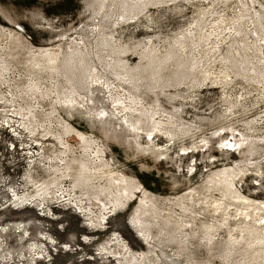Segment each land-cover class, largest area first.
<instances>
[{
    "label": "rangeland",
    "instance_id": "374dc122",
    "mask_svg": "<svg viewBox=\"0 0 264 264\" xmlns=\"http://www.w3.org/2000/svg\"><path fill=\"white\" fill-rule=\"evenodd\" d=\"M84 138L151 195L150 246L142 194L102 229L68 196L38 209L33 183L72 190ZM115 237L144 261L101 253ZM0 264H264V0H0Z\"/></svg>",
    "mask_w": 264,
    "mask_h": 264
},
{
    "label": "bare ground",
    "instance_id": "6f19581e",
    "mask_svg": "<svg viewBox=\"0 0 264 264\" xmlns=\"http://www.w3.org/2000/svg\"><path fill=\"white\" fill-rule=\"evenodd\" d=\"M140 1V0H139ZM166 1V0H165ZM171 1V0H170ZM173 1V0H172ZM104 2V1H103ZM106 2V1H105ZM146 2V1H145ZM197 2V1H196ZM217 2V1H216ZM101 4V3H100ZM105 4V3H104ZM161 4V3H160ZM172 4V2H171ZM110 5V4H109ZM159 5V4H158ZM138 6V5H137ZM118 7V6H117ZM262 7V6H261ZM100 10V9H99ZM143 10V9H142ZM111 11V9H110ZM118 12V11H117ZM141 13V12H140ZM97 15V14H96ZM109 15V14H108ZM258 16V15H257ZM117 18V17H116ZM131 18V17H130ZM261 18V17H260ZM108 19V18H107ZM105 20V19H104ZM108 21V20H107ZM127 21V20H126ZM221 21V20H220ZM251 21V20H250ZM112 22V21H111ZM243 22V21H242ZM97 23V22H96ZM214 24V23H213ZM100 25V24H99ZM247 25V24H246ZM242 26V25H241ZM105 28V27H104ZM195 28H197L195 26ZM100 29V28H99ZM202 30V29H201ZM234 31V30H233ZM105 32V31H104ZM200 32V31H199ZM224 33V32H223ZM233 33V32H232ZM235 33V32H234ZM242 34V33H240ZM82 37V35H81ZM88 38V37H87ZM86 38V39H87ZM219 40V39H218ZM225 40V39H224ZM241 41V40H240ZM213 43V42H212ZM94 44V43H93ZM243 44V43H242ZM255 44V43H254ZM232 45V44H231ZM96 46V45H95ZM221 46V45H220ZM261 46V45H260ZM149 47V46H148ZM207 47V46H206ZM102 48V46H101ZM104 48V47H103ZM200 48V47H199ZM152 49V48H151ZM57 50L59 52H61V46L60 48H57ZM94 50V49H93ZM54 52L55 49H49V50H43V49H40L39 52L41 54V56H45V55H48V56H52V64L54 65V68L56 67L57 63H58V55L54 54V53H51V52ZM57 51V52H58ZM95 51V50H94ZM116 51V50H115ZM146 51V50H145ZM70 52V51H69ZM82 52V51H80ZM79 52V53H80ZM105 52V51H104ZM180 53V52H179ZM261 53V52H260ZM106 54V52H105ZM82 55V54H81ZM104 55V54H102ZM60 56H61V53H60ZM98 56V55H97ZM71 57V56H70ZM101 57V56H99ZM146 57V56H145ZM108 58V57H107ZM114 58V57H113ZM176 58V57H175ZM234 58V57H233ZM70 59V58H69ZM235 59V58H234ZM71 61V60H70ZM204 61V60H203ZM122 62V61H121ZM69 63V62H68ZM159 63V62H158ZM154 64V63H153ZM103 65V64H102ZM111 66V65H110ZM151 66V65H150ZM178 68V67H177ZM57 70V69H56ZM95 70V69H94ZM103 70V69H102ZM136 70V69H135ZM105 72V71H104ZM103 72V73H104ZM194 72V71H193ZM87 73V72H86ZM108 73V72H107ZM115 73V72H114ZM120 74V73H119ZM182 74V73H181ZM118 75V74H117ZM60 76V75H59ZM101 76V75H100ZM61 77V76H60ZM133 77V76H132ZM119 79V78H118ZM65 80V79H64ZM98 80V79H97ZM163 80V79H162ZM111 81V80H110ZM126 81V80H125ZM102 82V81H101ZM73 83V82H72ZM111 83V82H110ZM71 84V83H70ZM186 84V83H185ZM106 85V84H105ZM122 85V84H121ZM124 85V84H123ZM69 86V85H68ZM39 87V86H38ZM72 87V86H71ZM86 87V86H85ZM89 87V86H88ZM102 87V86H101ZM146 89V88H145ZM72 90V89H71ZM122 90V89H121ZM133 90V89H132ZM178 90V89H177ZM53 91V90H52ZM115 91V90H114ZM124 91V90H123ZM107 92V91H106ZM69 94V92H68ZM89 95V94H88ZM124 96V95H123ZM108 97H110L108 95ZM91 98V96H90ZM119 98V97H118ZM71 99V98H70ZM75 100V99H74ZM69 101H72L69 100ZM119 101V100H118ZM75 103V101H73ZM123 102V101H122ZM71 103V102H70ZM70 103L68 105H70ZM80 103V102H79ZM129 103V102H128ZM143 103V102H142ZM73 104V103H72ZM76 104V103H75ZM73 104V105H75ZM119 104V103H118ZM145 104V103H144ZM73 105H70V106H73ZM124 107V106H123ZM122 107V108H123ZM130 109V108H129ZM128 109V110H129ZM21 110V109H20ZM139 111V110H138ZM145 111V110H144ZM19 112V111H18ZM122 112V111H121ZM151 112V111H150ZM131 113V112H130ZM101 114H104L105 115V112L103 110V112ZM150 114V113H149ZM103 115V116H104ZM154 115V114H153ZM152 115V116H153ZM101 117V115H99ZM112 116H115V115H112ZM155 116V115H154ZM105 117H108L105 116ZM104 117V118H105ZM110 117V116H109ZM103 118V119H104ZM23 119V118H22ZM106 119V118H105ZM108 119V118H107ZM111 119V118H110ZM152 119V118H151ZM116 120V119H115ZM129 120V119H128ZM153 120V119H152ZM125 123L127 124V128H131L132 131H139L142 130L141 128H135L133 127V123L129 125V122L126 121V119L124 120ZM60 124V123H59ZM168 124V123H167ZM146 127V126H145ZM70 128V127H69ZM126 128V129H127ZM54 130V129H53ZM69 130V129H67ZM70 131V130H69ZM73 131V130H71ZM143 131V130H142ZM116 132V131H115ZM150 132V131H149ZM148 133V132H147ZM166 135V134H165ZM147 136L149 138H151L153 136V132L151 133H148ZM167 136V135H166ZM170 137V136H169ZM84 143L86 144V149H87V155L84 159V161L82 163H80V167H81V172L79 174V176L77 177V179H75L73 181V188L72 190H64L63 187H61V184H55V188L56 190H52L50 189V185H47L44 184V185H41V186H38V183H33L34 186H36V189H38V193H41L40 196L43 197V199L41 200V204H38L37 207L38 209L43 212L42 215H45L48 213L49 215L52 214L51 211H50V208L49 207H46L45 203L48 202V196L50 194H54V197H66L68 196L70 199H71V203H73V205L77 206V208H79V211L81 212V214H83L84 216H89V217H94L97 219V222H93L91 219H89V226H92V227H99V229H102L103 226L105 225L106 223V217H104L107 213H115L116 211H119V210H122V209H125L127 208V206L129 205V203H131L136 197H137V194H142V199H140V205L138 207V211L135 212V216L133 214V220L131 221V224L136 227L138 229V232L139 234L141 235V237L143 238L144 242L150 246L151 244V241H153V238L151 236V233H149V231L146 232V229H147V226L145 224V222L143 221L142 217H145V215L149 214L151 212V207L153 206L152 205V197L151 195H149L148 192H146V190L143 189V187L140 185V183H138L137 181L135 180H132V179H127L125 177H123L122 175L120 174H117V176L119 177L118 179H114V176L111 175L110 171H109V167L110 165H108V163L103 160V158H101L103 156L102 154V151H100V148L98 143L97 142H93V141H90V140H86L84 138ZM137 147L139 149H141V151H144L146 150L147 152H151V148H148L149 146H147V148H144L141 146V143H137L135 141ZM244 143V142H243ZM228 146H229V150L232 149L231 147H235L236 144H231L228 142ZM97 148V150H95ZM94 153V156L91 155V153ZM96 154V155H95ZM64 156V155H63ZM105 156V155H104ZM98 161V163H102V165L104 166V168H106V171L104 172V176L107 177V184L103 187V186H97L95 187V179L93 177V173H92V169H95V163ZM82 164V165H81ZM64 168L63 167H60L58 169V172L60 173L61 175V178H64L66 177V179H69L70 178V170H71V167H69V165H65L64 164ZM97 167V166H96ZM101 167V166H100ZM53 170V168H52ZM68 173V174H67ZM228 174V173H227ZM102 177V176H101ZM32 179V177H31ZM53 181V180H52ZM61 181V180H59ZM32 182V181H31ZM99 182V181H98ZM55 183V182H54ZM229 184V182L227 183ZM32 185V184H31ZM60 185V186H59ZM101 185V184H100ZM231 185V183L229 184ZM228 185V186H229ZM89 186H92L93 188H95V193L93 194V198L89 197V193H82L79 197H75L76 195L74 194L75 193V190L78 188H83L82 190H85L87 187ZM60 194V195H59ZM92 195V194H90ZM101 196H105V200L106 201H103L101 199ZM21 198V197H18V199ZM23 198V197H22ZM25 199V198H24ZM24 199H21L19 201L22 202V200ZM54 202V200H53ZM37 203V202H35ZM98 203V204H97ZM69 204V203H68ZM94 204H97L99 205V208L100 209H103V213L101 215H95V212L92 210V206H94ZM152 205V206H151ZM155 211H157V208L155 209ZM79 212V213H80ZM163 213V212H162ZM157 213H155L156 215ZM157 217V216H155ZM154 218V217H153ZM150 229V228H149ZM215 230V229H214ZM207 234V233H206ZM208 235V234H207ZM209 236V235H208ZM213 239V238H211ZM87 240V239H85ZM150 240V242H149ZM108 246H114V247H117L119 248L120 250H122L124 253H125V256L127 255V257H129L132 262H140V261H144L145 259V255L144 254H135L133 253L132 251H130L126 245H124L122 243V241L120 240L119 237H115V239L113 240H110L108 241L107 243H105L104 245H102V249H101V253L102 251L105 252L106 250H108ZM233 252V251H232ZM101 256V254H99ZM114 258L117 257V255H113ZM110 258V257H109ZM130 261V262H131ZM120 263V262H119Z\"/></svg>",
    "mask_w": 264,
    "mask_h": 264
}]
</instances>
